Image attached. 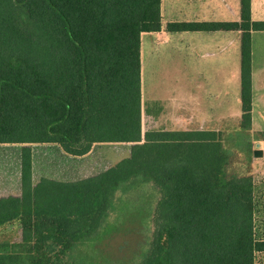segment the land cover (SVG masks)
I'll list each match as a JSON object with an SVG mask.
<instances>
[{
    "label": "trees",
    "instance_id": "16d2710c",
    "mask_svg": "<svg viewBox=\"0 0 264 264\" xmlns=\"http://www.w3.org/2000/svg\"><path fill=\"white\" fill-rule=\"evenodd\" d=\"M239 4V23L167 25L239 30L231 144L223 130L142 133L140 35L160 30V0H0V144L22 145L21 194L0 199V231L17 226L20 239L0 240V264H111L97 244L128 224L143 234L128 264H256L249 150L264 131L247 149L240 140L252 131L251 33L264 21ZM102 143L129 155L83 179L32 183L31 145L81 157Z\"/></svg>",
    "mask_w": 264,
    "mask_h": 264
},
{
    "label": "crops",
    "instance_id": "0c3cea01",
    "mask_svg": "<svg viewBox=\"0 0 264 264\" xmlns=\"http://www.w3.org/2000/svg\"><path fill=\"white\" fill-rule=\"evenodd\" d=\"M239 5V0H160V30L140 35L142 133L149 131L144 129V117L162 119L165 128L150 130L163 131H219L229 119H241L239 30H167L169 23H239ZM251 19L264 21V0H251ZM263 73L264 31H253L251 121L260 131L264 121L256 116V106L264 105ZM48 147L66 156L57 145ZM12 191L5 194L0 179V199L18 196L20 171Z\"/></svg>",
    "mask_w": 264,
    "mask_h": 264
},
{
    "label": "rangeland",
    "instance_id": "374dc122",
    "mask_svg": "<svg viewBox=\"0 0 264 264\" xmlns=\"http://www.w3.org/2000/svg\"><path fill=\"white\" fill-rule=\"evenodd\" d=\"M170 72V71H169ZM261 83L264 85V73L261 74ZM260 97L264 98L263 95ZM260 101H258L259 103ZM258 105V104H257ZM256 113L259 121H264V105L256 106ZM236 119H229L226 124L219 127L230 135L234 144L239 140V130H235L238 123ZM144 129H162L166 122L162 119L157 121L150 118H143ZM264 129V128H263ZM227 130V131H226ZM254 131H260L257 125L252 126V131L246 133L240 140L241 148H246L248 143L254 138H259L253 134ZM243 133V132H242ZM243 137V136H242ZM256 141V140H255ZM258 144V146H257ZM37 145V146H35ZM31 145L32 159V183L35 184L41 177L57 181H76L92 175H95L119 160L127 157L130 151V145L126 143H103L95 145L92 150L82 157H72L67 154L61 157L56 148L45 145ZM243 146V147H242ZM21 144H0V179L5 184V194L13 190L17 173L20 171V153ZM261 149L263 155L259 158L253 157L251 172L255 184L254 192V226L256 237L264 238V142L256 141L250 147V151ZM249 154L248 150H246ZM11 185V186H10ZM15 191L10 192L14 194ZM19 193V192H18ZM9 194V193H8ZM21 192L18 194V196ZM20 229L17 226H9L4 231H0V240L8 238L11 241L20 239ZM143 240L142 232H138L134 225L128 224L126 228L110 234L100 241L97 246L101 250V255L108 259L111 264H128L135 258L139 249V244ZM256 264H264V254H259L256 258Z\"/></svg>",
    "mask_w": 264,
    "mask_h": 264
},
{
    "label": "water",
    "instance_id": "95a60500",
    "mask_svg": "<svg viewBox=\"0 0 264 264\" xmlns=\"http://www.w3.org/2000/svg\"><path fill=\"white\" fill-rule=\"evenodd\" d=\"M257 146H258V144H257ZM262 155H263V151H262L261 149H256V150H254V152H253V156L256 157V158H259V157H261Z\"/></svg>",
    "mask_w": 264,
    "mask_h": 264
}]
</instances>
